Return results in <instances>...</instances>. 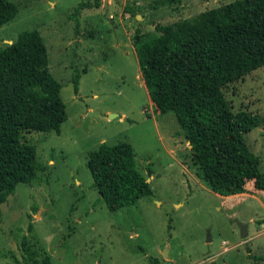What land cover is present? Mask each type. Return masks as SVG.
<instances>
[{
  "label": "rangeland",
  "instance_id": "rangeland-1",
  "mask_svg": "<svg viewBox=\"0 0 264 264\" xmlns=\"http://www.w3.org/2000/svg\"><path fill=\"white\" fill-rule=\"evenodd\" d=\"M10 1L16 10L0 26V48L39 32L67 118L59 133L22 134L38 170L0 205V264L25 259L23 237L53 264H264V191L223 196L206 184L174 112L151 102L133 45L136 31L151 37L158 23L233 0ZM223 92L232 110L261 118L245 140L264 171V66ZM120 141L132 145L151 194L110 210L86 161L101 142Z\"/></svg>",
  "mask_w": 264,
  "mask_h": 264
},
{
  "label": "trees",
  "instance_id": "trees-1",
  "mask_svg": "<svg viewBox=\"0 0 264 264\" xmlns=\"http://www.w3.org/2000/svg\"><path fill=\"white\" fill-rule=\"evenodd\" d=\"M100 4L94 0L92 6ZM15 10V3L0 0V26ZM155 29L151 37L135 32L139 72L155 109L174 112L201 178L223 196L264 191L260 158L245 140L261 118L245 109L232 110L223 92L229 83L264 66V0H233L158 23ZM47 62V48L37 30L23 31L0 48V205L17 184L29 183L37 174L35 146L22 134L59 133L67 118L61 84ZM78 80L76 75L75 93ZM86 164L110 210L151 194L126 141L101 142L88 152ZM20 248L25 259L15 258V264H53L48 254L38 258L26 237Z\"/></svg>",
  "mask_w": 264,
  "mask_h": 264
},
{
  "label": "water",
  "instance_id": "water-1",
  "mask_svg": "<svg viewBox=\"0 0 264 264\" xmlns=\"http://www.w3.org/2000/svg\"><path fill=\"white\" fill-rule=\"evenodd\" d=\"M11 43V41H10ZM189 148H191V146L189 145ZM247 234V229L245 225H241V237L244 238Z\"/></svg>",
  "mask_w": 264,
  "mask_h": 264
},
{
  "label": "crops",
  "instance_id": "crops-1",
  "mask_svg": "<svg viewBox=\"0 0 264 264\" xmlns=\"http://www.w3.org/2000/svg\"><path fill=\"white\" fill-rule=\"evenodd\" d=\"M187 142V141H186ZM187 145H188V147H189V143L187 142Z\"/></svg>",
  "mask_w": 264,
  "mask_h": 264
}]
</instances>
